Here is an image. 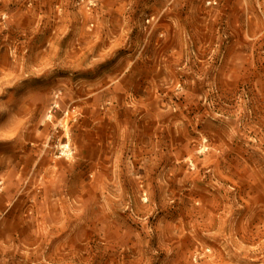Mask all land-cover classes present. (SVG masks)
Segmentation results:
<instances>
[{
	"label": "rangeland",
	"instance_id": "rangeland-1",
	"mask_svg": "<svg viewBox=\"0 0 264 264\" xmlns=\"http://www.w3.org/2000/svg\"><path fill=\"white\" fill-rule=\"evenodd\" d=\"M0 264H264V0H0Z\"/></svg>",
	"mask_w": 264,
	"mask_h": 264
},
{
	"label": "crops",
	"instance_id": "crops-1",
	"mask_svg": "<svg viewBox=\"0 0 264 264\" xmlns=\"http://www.w3.org/2000/svg\"><path fill=\"white\" fill-rule=\"evenodd\" d=\"M112 92H113V90H112Z\"/></svg>",
	"mask_w": 264,
	"mask_h": 264
}]
</instances>
